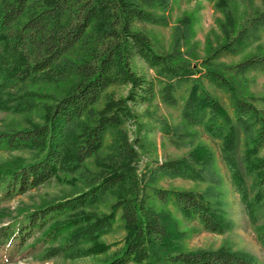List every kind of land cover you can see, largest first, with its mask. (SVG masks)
Instances as JSON below:
<instances>
[{"label":"trees","instance_id":"1","mask_svg":"<svg viewBox=\"0 0 264 264\" xmlns=\"http://www.w3.org/2000/svg\"><path fill=\"white\" fill-rule=\"evenodd\" d=\"M172 1L0 0V104L8 86L15 84L58 88L55 96L38 93L44 98L41 122L0 129V146L38 154L27 165L16 160L0 165L4 195H25L59 175H76L84 185L82 192L26 211L16 233L9 235L1 228L0 234L10 236L15 249L38 232L43 241L63 238L59 250L68 257L106 255L111 246L104 237L122 212L123 247L100 264H256L252 256L226 246L196 251L184 247L188 234L172 208L204 231L222 235L232 229L219 191L222 180L214 151L199 146L186 158L157 161L141 174L136 166L140 154L125 127L135 119L134 105L156 97L154 82L133 70L135 57L166 80L162 95L166 104L174 105L176 89L192 82L182 111L183 128H201L220 140L232 186L257 224L264 246V109L255 105L264 99L241 91L228 73L264 69V50L259 47L258 53L234 67L214 63L221 54L234 56L256 42L264 28V11L211 57L193 65L180 53H157L138 28L142 23L159 24L163 19L154 11L166 10ZM224 1L217 0V6ZM204 82L229 93L234 116ZM124 86L130 87L126 97L109 93L112 87ZM93 158L95 170L89 168ZM164 178L209 183L208 190L157 187ZM104 205L109 212L101 209Z\"/></svg>","mask_w":264,"mask_h":264},{"label":"rangeland","instance_id":"2","mask_svg":"<svg viewBox=\"0 0 264 264\" xmlns=\"http://www.w3.org/2000/svg\"><path fill=\"white\" fill-rule=\"evenodd\" d=\"M224 1V0H223ZM226 1V0H225ZM224 1V3H225ZM264 11V0H227L225 5L217 6V0H173L166 10H155L154 13L163 20L159 24L142 23L138 28L145 32L152 42L155 51L162 55L180 53L193 65H200L201 61L209 58L244 26H248L252 19ZM232 18L230 20V18ZM234 27V28H233ZM256 42L246 50L234 56L223 55L214 63L227 67H234L249 56L258 53V48L264 50V28L256 35ZM132 68L139 75L145 76L154 82L156 97L151 103L133 106L135 119L125 130L129 139L135 143L134 147L140 157L136 166L139 173L156 162H165L174 159H183L199 146H206L214 151L216 156L217 173L222 180L219 191L223 193L224 211L227 219L232 222V229L225 234H215L204 231L198 222L184 220L172 208L174 217L180 222L181 230L186 231L188 237L184 247L189 251L219 250L222 247L232 248L234 251L252 256L256 264H264V246L261 244L257 232V224L253 222L243 206L240 195L232 186L230 174L222 159L220 140H214L201 128H183L182 111L190 95L192 82L178 87L173 93L175 104H166L162 95L166 80L159 78L157 71L138 57L132 61ZM235 76L239 89L255 99H264V69L255 68L245 73L236 70L228 71ZM205 88L216 97L221 104L234 116L233 106L229 93L218 89L207 82ZM56 87H31L15 84L8 86L7 93L1 98L0 129L29 128L32 123L41 122L44 110V98L38 93L57 95ZM130 87H112L109 93L117 98L126 97ZM29 92V93H26ZM35 94V95H32ZM5 102V103H4ZM259 109H264V103L255 102ZM247 137L243 136L246 143ZM112 142L111 135L106 139L108 147ZM245 146L242 147V150ZM109 152V150H105ZM38 158L36 152L28 150H8L0 146V165L11 161H19L23 165L30 164ZM95 158L89 161V168L95 170ZM80 177L74 175L66 177L59 175L40 188L31 190L25 195L6 197L0 186V229L16 233L20 222H23L26 213L33 212L40 205L50 204L62 198L73 196L84 190ZM209 183L184 179L164 178L156 183L163 189H180L196 193L208 190ZM101 209L109 212L108 206ZM25 210L24 213L21 211ZM27 211V212H26ZM118 213L112 231L104 237L111 250L106 255L98 257L77 258L68 257L60 252L64 239L43 241L41 234L35 232L28 239L23 248H14L10 236L0 234V264H100L111 258V255L123 247L126 232ZM20 245V244H19Z\"/></svg>","mask_w":264,"mask_h":264}]
</instances>
